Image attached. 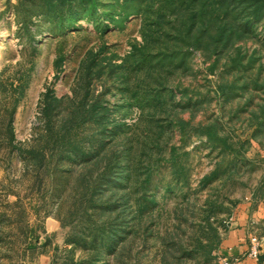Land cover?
Listing matches in <instances>:
<instances>
[{"label":"rangeland","instance_id":"374dc122","mask_svg":"<svg viewBox=\"0 0 264 264\" xmlns=\"http://www.w3.org/2000/svg\"><path fill=\"white\" fill-rule=\"evenodd\" d=\"M195 10L0 0V264H223L247 203L264 264V0Z\"/></svg>","mask_w":264,"mask_h":264},{"label":"crops","instance_id":"0c3cea01","mask_svg":"<svg viewBox=\"0 0 264 264\" xmlns=\"http://www.w3.org/2000/svg\"><path fill=\"white\" fill-rule=\"evenodd\" d=\"M260 207L254 209L252 203L241 205L234 214V223L222 242L220 252L232 264H261L259 259L248 256L250 227L262 219ZM33 264H51L47 256H40Z\"/></svg>","mask_w":264,"mask_h":264},{"label":"trees","instance_id":"16d2710c","mask_svg":"<svg viewBox=\"0 0 264 264\" xmlns=\"http://www.w3.org/2000/svg\"><path fill=\"white\" fill-rule=\"evenodd\" d=\"M190 3L192 5V11L190 13V18L188 19L189 23H186V30L184 33L185 37H184V41L185 45L189 48L192 49H199L202 47L203 42H202V31L199 28V31H197V34H194V30H195V24H196V18L198 16H200V14L196 13V7L200 4V0H190ZM244 4V3H243ZM258 9L256 10L257 13H260L263 9L262 6L257 7ZM201 11L202 7H201ZM229 11V7H225L224 12L228 13ZM197 28V27H196ZM240 32L239 30V26H235V24H229V23H225L220 30L218 31V38L216 39H211V41H209V43H207L206 47H211L212 51H217L219 48H225L227 47L233 40L234 36H236L238 33ZM194 34V36H193ZM160 66V62L156 61V62H150V69L151 70H156L158 69ZM58 101V100H57Z\"/></svg>","mask_w":264,"mask_h":264},{"label":"built area","instance_id":"2783aa9c","mask_svg":"<svg viewBox=\"0 0 264 264\" xmlns=\"http://www.w3.org/2000/svg\"><path fill=\"white\" fill-rule=\"evenodd\" d=\"M260 247H261L260 242L257 239L253 238L251 240V247L249 249L248 256L252 258H257L259 256ZM223 264H232V263L229 260L225 259Z\"/></svg>","mask_w":264,"mask_h":264}]
</instances>
